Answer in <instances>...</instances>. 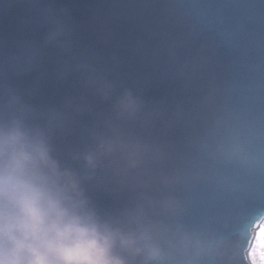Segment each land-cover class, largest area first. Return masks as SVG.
I'll list each match as a JSON object with an SVG mask.
<instances>
[{"label":"clouds","instance_id":"obj_1","mask_svg":"<svg viewBox=\"0 0 264 264\" xmlns=\"http://www.w3.org/2000/svg\"><path fill=\"white\" fill-rule=\"evenodd\" d=\"M96 91L110 115L68 158L56 114L0 94V264H264V113L225 107L175 152L145 134L141 97ZM101 183L118 207L98 206Z\"/></svg>","mask_w":264,"mask_h":264},{"label":"water","instance_id":"obj_2","mask_svg":"<svg viewBox=\"0 0 264 264\" xmlns=\"http://www.w3.org/2000/svg\"><path fill=\"white\" fill-rule=\"evenodd\" d=\"M101 79L144 100L145 134L170 151L225 107L264 113V0H0V94L56 114L64 158L110 115ZM90 194L109 209L125 198L108 183Z\"/></svg>","mask_w":264,"mask_h":264}]
</instances>
